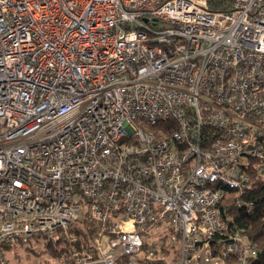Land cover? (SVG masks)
<instances>
[{"label":"built area","instance_id":"built-area-1","mask_svg":"<svg viewBox=\"0 0 264 264\" xmlns=\"http://www.w3.org/2000/svg\"><path fill=\"white\" fill-rule=\"evenodd\" d=\"M253 172L264 0H0V264L85 215L59 264H251L220 203Z\"/></svg>","mask_w":264,"mask_h":264},{"label":"trees","instance_id":"trees-1","mask_svg":"<svg viewBox=\"0 0 264 264\" xmlns=\"http://www.w3.org/2000/svg\"><path fill=\"white\" fill-rule=\"evenodd\" d=\"M252 201L254 207L251 212H248L245 207H238L235 204L236 198ZM223 219L226 221V235H232L236 232L241 233L251 244H253L258 251L257 256L251 261V264H264V175L253 172L251 175L250 185L239 194L234 189L226 188V193L220 203ZM81 221V220H79ZM79 221L74 223L73 228L77 231V238L69 244L53 245L51 242H46L45 252H50L53 255L69 254L72 246L78 248H89L92 246L91 237L96 234L99 225L91 219L90 216L85 215L82 222L85 228L78 229L76 225ZM76 226V227H75ZM18 246H24L23 244ZM15 246L3 245L1 249L4 251ZM26 249L33 252L32 243L26 244ZM70 262V259H67ZM141 262H144L141 260ZM143 264H147L144 262Z\"/></svg>","mask_w":264,"mask_h":264},{"label":"rangeland","instance_id":"rangeland-1","mask_svg":"<svg viewBox=\"0 0 264 264\" xmlns=\"http://www.w3.org/2000/svg\"><path fill=\"white\" fill-rule=\"evenodd\" d=\"M76 225L78 226V229L85 228V224L82 222V219ZM73 226L71 227V234L73 235L74 238H77L78 234L77 231L74 230L76 228H73ZM94 237L95 235L91 237V241H92L91 243H93ZM45 243L46 242H41L39 244L32 243V248L34 249L33 252L26 249V245L15 246L11 249H7V251L5 250L4 252L9 264H33L40 261H49L54 264H59L60 260H62L64 263L67 262V259H69L70 252L69 254L64 253L62 255H53L50 252L44 251ZM73 249H82V248L81 247L78 248L77 246H72L71 250Z\"/></svg>","mask_w":264,"mask_h":264}]
</instances>
